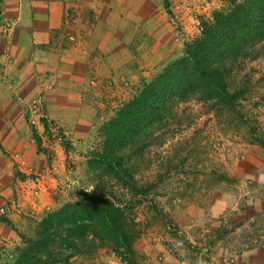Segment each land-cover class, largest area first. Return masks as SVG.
Masks as SVG:
<instances>
[{
  "label": "rangeland",
  "instance_id": "1",
  "mask_svg": "<svg viewBox=\"0 0 264 264\" xmlns=\"http://www.w3.org/2000/svg\"><path fill=\"white\" fill-rule=\"evenodd\" d=\"M149 1L146 15L125 12L128 18L149 21L144 25L151 34L144 40L138 30L148 29L132 27L134 51L146 54L149 62V73L140 82L181 56L185 43L199 35L200 20L228 5L227 0H168L167 10L162 0ZM259 49L258 58L246 59L239 73L246 92L237 110L217 113L195 100L174 105L177 116L167 122L134 171L140 188L134 195L114 177H99L101 172L90 167L89 159L90 152L102 146L103 124L134 95L140 82L130 97L101 113L95 137L85 146L66 135L51 136L47 126L39 133L42 122L30 123L32 152H11L0 159V208H7L0 212V264L15 254L22 236H37L38 222L47 213L85 193L122 200L134 220V254L123 259L109 246L99 245L90 254L74 253L71 264H163L187 257L192 264H233L243 250L253 249L264 238V43ZM57 144L64 163L61 175L51 165L57 160ZM66 150L71 157L64 156ZM37 156L47 172L34 166L30 158ZM166 167L171 172L160 178ZM54 174L61 176L53 192L60 201L44 204L41 185L45 187L46 176ZM221 245L225 252L218 250Z\"/></svg>",
  "mask_w": 264,
  "mask_h": 264
},
{
  "label": "crops",
  "instance_id": "2",
  "mask_svg": "<svg viewBox=\"0 0 264 264\" xmlns=\"http://www.w3.org/2000/svg\"><path fill=\"white\" fill-rule=\"evenodd\" d=\"M133 10L146 15L150 1L0 0V159L11 152H32L28 110L37 96L47 120L57 124L68 139L85 146L95 137L101 113L130 97L134 85L149 73L146 54L135 52L132 45V27L143 28L149 21L129 19L127 14ZM138 31L141 40L151 34L149 29V34ZM40 125L39 133L45 129ZM54 147L57 160L51 165L61 175L62 149L58 144ZM63 153L67 158L72 155L69 150ZM30 159L47 172L40 156ZM60 178L46 176L47 185H41L44 204L60 201L54 195ZM218 250L225 252L222 245ZM163 264L192 262L187 257ZM233 264H264V238L237 255Z\"/></svg>",
  "mask_w": 264,
  "mask_h": 264
},
{
  "label": "trees",
  "instance_id": "3",
  "mask_svg": "<svg viewBox=\"0 0 264 264\" xmlns=\"http://www.w3.org/2000/svg\"><path fill=\"white\" fill-rule=\"evenodd\" d=\"M168 10V0H162ZM200 20V33L186 42L181 56L167 62L102 126L103 142L90 152L89 165L129 189L140 188L134 171L167 122L177 116V102L195 100L217 113L237 110L245 81L239 76L246 59L260 55L264 43V0H227ZM238 102V103H237ZM171 172L166 167L158 176ZM3 220L7 221L6 218ZM134 220L122 200L85 193L66 202L38 222L35 238L22 236V245L3 264H71L74 253L90 254L109 246L123 259L134 254Z\"/></svg>",
  "mask_w": 264,
  "mask_h": 264
},
{
  "label": "built area",
  "instance_id": "4",
  "mask_svg": "<svg viewBox=\"0 0 264 264\" xmlns=\"http://www.w3.org/2000/svg\"><path fill=\"white\" fill-rule=\"evenodd\" d=\"M42 99L41 97L37 96L35 98H33L32 102H31V107H29V123L31 124H36L37 122H42L45 126H47V133H50L51 136L55 137V138H62L65 133L61 130V128L57 125L54 124L53 122H51L50 120H47L46 115L43 112V106H42ZM40 117H43V120H40ZM22 164H24V161L21 160L20 161ZM12 204H14V201L11 202ZM5 207H1L0 208V212L1 213H5L6 212Z\"/></svg>",
  "mask_w": 264,
  "mask_h": 264
}]
</instances>
